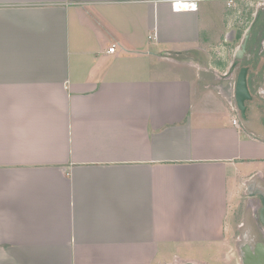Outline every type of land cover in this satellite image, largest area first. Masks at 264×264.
I'll return each instance as SVG.
<instances>
[{
  "label": "crops",
  "instance_id": "crops-1",
  "mask_svg": "<svg viewBox=\"0 0 264 264\" xmlns=\"http://www.w3.org/2000/svg\"><path fill=\"white\" fill-rule=\"evenodd\" d=\"M172 1L0 0V264H215L264 185L233 106L264 0Z\"/></svg>",
  "mask_w": 264,
  "mask_h": 264
},
{
  "label": "flooded vegetation",
  "instance_id": "flooded-vegetation-1",
  "mask_svg": "<svg viewBox=\"0 0 264 264\" xmlns=\"http://www.w3.org/2000/svg\"><path fill=\"white\" fill-rule=\"evenodd\" d=\"M260 11L253 18L251 26L244 30L240 39V47L244 42L246 32L248 33V45L242 58L246 59L245 65L237 64L233 67L234 70L241 67H248V85L251 92V99L247 102V114L244 115L239 108L236 98L234 97L233 106L235 111L242 116V119L252 128L257 125L261 132H264V77H262L261 68H264V4L261 5ZM240 58V57H239ZM238 58V59H239ZM239 73V72H238ZM260 112L262 115L260 116ZM256 116L257 122L253 119ZM239 123V119H238ZM256 123V124H255ZM257 129V128H256ZM248 195L246 207L243 211V220L239 224L240 232L235 245L241 256L242 248L245 252L256 251L262 244L264 246V185L261 184L259 176H255L247 183ZM241 258V257H240ZM242 262V261H241Z\"/></svg>",
  "mask_w": 264,
  "mask_h": 264
},
{
  "label": "rangeland",
  "instance_id": "rangeland-1",
  "mask_svg": "<svg viewBox=\"0 0 264 264\" xmlns=\"http://www.w3.org/2000/svg\"><path fill=\"white\" fill-rule=\"evenodd\" d=\"M218 7L215 8L213 11L209 12V17L211 18V20H213L215 23H218L220 16L224 13V7L225 5L223 4V2H217ZM208 4H204V5H209ZM211 8H214L215 6H210ZM202 19V25L203 26H207V19L204 18L203 16H201ZM240 170L242 172L243 175H241L242 177L249 175L250 173L254 172L257 169V164L254 163H241L240 164ZM237 178L236 182H239V179H241V177L237 176L235 177ZM235 179L231 178L229 179L230 182V188L232 189V186L234 184ZM248 198V195L246 193H239V195L237 197H235L230 204L232 203L233 208L237 205L238 208L240 209L238 216L236 218V222L234 221V225H232L233 222V217H234V213L232 212V209L230 210L227 220H228V233L227 236L229 237V241L227 243L226 246L221 245V247H217L218 243H212L211 248L209 250H211L209 252V254H207V257L209 259H211V261L215 264H241V260H240V255L239 252L237 251V247L235 245L234 239L233 237H238V234L240 232V228H239V222H241L243 220V211L246 207V200ZM238 208H237V212H238ZM196 257L200 254H195ZM191 257V256H190Z\"/></svg>",
  "mask_w": 264,
  "mask_h": 264
},
{
  "label": "water",
  "instance_id": "water-1",
  "mask_svg": "<svg viewBox=\"0 0 264 264\" xmlns=\"http://www.w3.org/2000/svg\"><path fill=\"white\" fill-rule=\"evenodd\" d=\"M249 32L250 29L246 32L244 42L242 43V46L239 49L240 56H242L247 49ZM236 64L237 61H235L234 65ZM235 98L239 108L241 109V112L244 115H246L248 110L247 102L249 101V99H251V92L248 85V67L246 66H243L241 67V69H239V73L236 80ZM261 115L262 112H260V116ZM256 116L258 115H255L253 117L256 118ZM263 123H264V119H263ZM263 214H264V208L262 210V217ZM240 257L242 264H264V246L261 244L260 248L256 249V251H248V252H245V250L242 248Z\"/></svg>",
  "mask_w": 264,
  "mask_h": 264
},
{
  "label": "built area",
  "instance_id": "built-area-1",
  "mask_svg": "<svg viewBox=\"0 0 264 264\" xmlns=\"http://www.w3.org/2000/svg\"><path fill=\"white\" fill-rule=\"evenodd\" d=\"M233 1V0H231ZM172 7L173 10L175 11H195L198 8V0H173L172 1ZM116 46L117 44H113L110 48H109V52L110 53H114L116 51ZM234 123L238 124V118L234 119Z\"/></svg>",
  "mask_w": 264,
  "mask_h": 264
}]
</instances>
